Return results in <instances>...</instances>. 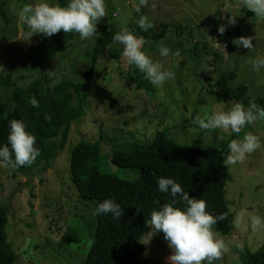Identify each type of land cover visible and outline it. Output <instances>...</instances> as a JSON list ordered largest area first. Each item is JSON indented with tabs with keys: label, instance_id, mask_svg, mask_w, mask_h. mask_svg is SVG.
I'll return each mask as SVG.
<instances>
[{
	"label": "rangeland",
	"instance_id": "374dc122",
	"mask_svg": "<svg viewBox=\"0 0 264 264\" xmlns=\"http://www.w3.org/2000/svg\"><path fill=\"white\" fill-rule=\"evenodd\" d=\"M1 2L5 5L0 11V83L7 75L8 84L14 83L13 90L45 76L49 88L62 77L77 84L87 80L81 94L83 117L72 124L66 145L49 170L22 176L13 173L10 166H0V205L6 209L5 232L14 264H83L91 245L95 202L80 199L71 182L73 147L102 136L101 167L132 179L134 172L111 164V152L125 142L148 144L159 131L181 145L199 148L221 147L232 136L240 139L245 132L258 138L261 146L257 150L243 161L228 165L230 181L225 186V200L233 216V230L226 236L217 233L224 250L216 264H241L245 252L253 253L263 244L264 229L252 230L250 221L257 216L264 218V118L245 125L238 134L201 130L193 123V118L204 111H227L235 102H220L209 94L222 73L235 72L232 86L244 85L250 100L264 98V68L253 70L251 64L257 56L264 57V20L254 16L244 0H105V16L96 27L135 29L141 15L151 20L155 31L165 24L172 26L165 39L153 42L147 38L142 49L173 73L159 87L149 83L121 55L118 61L106 53L101 55L96 71L86 76L92 66L95 36L81 41L77 34L62 31L50 37L32 34L20 20V10L26 3L45 0ZM229 17L234 20L231 25L226 23ZM220 25L225 26L222 35L217 33ZM176 26H182L183 31L176 32ZM237 37L251 38L253 47L247 50L234 46L231 41ZM161 44L169 49L167 57H159ZM112 48L121 53L118 43L114 42ZM214 55L216 60H212ZM2 87L1 83L0 99H7L11 90ZM149 231L148 224L141 243L147 242ZM143 246L141 256L117 264H168L171 250L160 233Z\"/></svg>",
	"mask_w": 264,
	"mask_h": 264
},
{
	"label": "trees",
	"instance_id": "16d2710c",
	"mask_svg": "<svg viewBox=\"0 0 264 264\" xmlns=\"http://www.w3.org/2000/svg\"><path fill=\"white\" fill-rule=\"evenodd\" d=\"M54 2L64 6L67 0ZM4 5L0 3V11ZM160 27V31H155L153 27L147 31H141L139 27H129L127 30L142 36L144 40L148 38L159 42L165 39L167 30L172 26L165 24ZM174 28L178 33L184 29L182 26ZM117 32L119 29L107 25L96 27L90 54L92 66L86 76L96 71V62L101 55L106 53L116 60L120 57V52L112 48L114 42L111 38ZM203 49L208 48L204 45ZM214 56L212 60L217 59ZM235 76L233 71L219 75L211 85L209 94L220 102L235 101L244 106L254 103L264 108V98L250 100L244 85L232 86ZM46 78H34L24 88L14 90L11 87L14 83L10 81L8 84L9 75L1 81L5 87L2 89L9 88L11 93L7 99H0V144L7 142V122L19 119L25 123V130L36 137L35 146L40 151L30 165L12 167L13 173L22 176L49 170L58 152L65 147L72 124L84 114L81 94L86 89L87 80L77 84L62 77L49 88L45 85ZM33 96L39 103L38 108L31 107L27 102ZM232 139L234 136L221 147L199 148L181 145L170 139L165 131H159L148 144L125 142L111 152L110 162L119 169L134 172L136 176L132 179L121 178L101 167L102 136L96 141L77 143L72 149L69 170L79 198L91 203L94 201L96 207L97 202L111 197L122 209L118 220L113 219L111 214H94V227H90L93 230L90 234L91 245L83 264L128 263L142 255L144 246L141 240L148 231L149 211L170 199L166 193L156 191L155 181L158 177L172 178L189 198L204 200L205 210L213 216L223 213L224 219L212 228L222 236L230 235L233 216L225 200V186L230 181V174L223 160L228 154L227 144ZM7 222L6 209L0 205V264H14L15 261L5 232ZM160 235L163 238V234ZM240 261L241 264H264V242L255 252H245Z\"/></svg>",
	"mask_w": 264,
	"mask_h": 264
},
{
	"label": "clouds",
	"instance_id": "9594fccd",
	"mask_svg": "<svg viewBox=\"0 0 264 264\" xmlns=\"http://www.w3.org/2000/svg\"><path fill=\"white\" fill-rule=\"evenodd\" d=\"M245 6L254 16L264 20V0H244ZM105 16V0H67L64 6L58 3L45 2L26 3L20 10L19 18L30 29L31 33H39L50 37L58 31L75 33L83 41L96 33V25ZM141 31L152 28L151 20L141 15L136 21ZM228 25L234 23L229 17ZM225 26L220 25L217 33L222 35ZM112 41L122 46L121 57L128 65L134 66L143 77L154 86H162L173 77V73L164 68L159 61H154L142 50L146 41L136 36L126 28L112 36ZM210 39V38H209ZM211 40V39H210ZM213 45L222 50L223 47L211 40ZM231 43L245 49L253 47L251 38L237 37ZM159 57H167L169 49L161 44L158 47ZM253 70L264 68V57L257 56L251 61ZM28 104L38 108L39 103L33 97L28 98ZM264 118V108L250 103L247 108L240 102H233L225 110L204 111L193 118V123L201 130L221 129L228 133H240L245 125H252L257 119ZM47 119V117H45ZM7 142L0 144V166L20 167L30 165L40 155L35 146L36 137L27 132L22 120L10 119L7 122ZM258 138L250 132H245L240 139H232L227 144L228 154L223 160L225 166L243 161L246 155L260 147ZM156 191L166 193L170 199L160 204L158 208L149 211V239L157 233L163 234L171 254L167 257L168 264H216L224 250V244L217 238L212 226L224 219L223 213L213 216L206 209L202 199L189 198L186 191L172 178L158 177L155 181ZM95 215H109L118 220L122 209L111 197L97 202ZM252 230L264 229V218H251ZM149 239L146 243L147 244Z\"/></svg>",
	"mask_w": 264,
	"mask_h": 264
},
{
	"label": "bare ground",
	"instance_id": "6f19581e",
	"mask_svg": "<svg viewBox=\"0 0 264 264\" xmlns=\"http://www.w3.org/2000/svg\"><path fill=\"white\" fill-rule=\"evenodd\" d=\"M226 45V47H227V44H225Z\"/></svg>",
	"mask_w": 264,
	"mask_h": 264
},
{
	"label": "built area",
	"instance_id": "2783aa9c",
	"mask_svg": "<svg viewBox=\"0 0 264 264\" xmlns=\"http://www.w3.org/2000/svg\"><path fill=\"white\" fill-rule=\"evenodd\" d=\"M224 47H226V45H224Z\"/></svg>",
	"mask_w": 264,
	"mask_h": 264
}]
</instances>
